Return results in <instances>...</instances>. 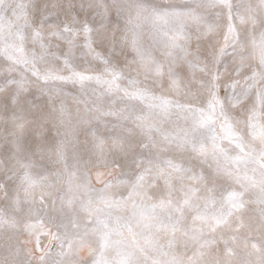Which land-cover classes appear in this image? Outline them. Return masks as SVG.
<instances>
[{
  "label": "snow or ice",
  "instance_id": "snow-or-ice-1",
  "mask_svg": "<svg viewBox=\"0 0 264 264\" xmlns=\"http://www.w3.org/2000/svg\"><path fill=\"white\" fill-rule=\"evenodd\" d=\"M0 239V264H264V0H0Z\"/></svg>",
  "mask_w": 264,
  "mask_h": 264
},
{
  "label": "rangeland",
  "instance_id": "rangeland-1",
  "mask_svg": "<svg viewBox=\"0 0 264 264\" xmlns=\"http://www.w3.org/2000/svg\"><path fill=\"white\" fill-rule=\"evenodd\" d=\"M150 2H152V3H156V4H160V5H166V4H168V3H176V2H181V0H150ZM234 2H235V0H234ZM146 40L150 43L151 42V40H150V37L146 34ZM156 55L159 57V55H160V53H159V51H157L156 52ZM221 94H223V93H221ZM72 104H73V108H75V105H74V103L72 102ZM72 106V105H71ZM106 171L105 169H103V168H99V169H93L92 170V184L94 185V184H96V185H98V186H101L102 184H100V183H98L97 181H96V179H95V173H96V171ZM127 169H124V171H126ZM103 179H110V177H107V176H105V177H102ZM222 183V182H221ZM117 191H123V188L121 187V188H119V189H116ZM39 194V192L37 191V195ZM220 195H226V193H224V190H223V186L221 187L220 185H218L217 186V198H219L220 197ZM253 220H254V212H252L251 210L249 211V212H247L245 215H244V222H245V224L247 225V224H249V223H252L253 222ZM241 234H243V230H241ZM41 239L42 240H44V237H41ZM45 243H46V241H45ZM4 244H5V242H4V240H2V239H0V250H3V248H4ZM51 252H52V254H53V259H55V256H54V254L57 252V247L55 246V244H53V246H52V248H51ZM236 252H237V255H236V261H237V264H238V261H239V259H240V257L243 255V246L241 245V247L240 248H238L237 250H236Z\"/></svg>",
  "mask_w": 264,
  "mask_h": 264
},
{
  "label": "bare ground",
  "instance_id": "bare-ground-1",
  "mask_svg": "<svg viewBox=\"0 0 264 264\" xmlns=\"http://www.w3.org/2000/svg\"><path fill=\"white\" fill-rule=\"evenodd\" d=\"M72 105V106H71ZM68 106L70 107V108H73V104H72V101L71 100H69L68 101ZM128 170V169H127ZM126 170V171H127ZM94 187H96V188H100V187H102V185L101 186H98V185H96V184H94L93 185ZM227 187V185H223V190L225 189ZM37 191L39 192V189H37ZM111 191H117L116 189H112ZM224 193H226L225 191H224Z\"/></svg>",
  "mask_w": 264,
  "mask_h": 264
}]
</instances>
